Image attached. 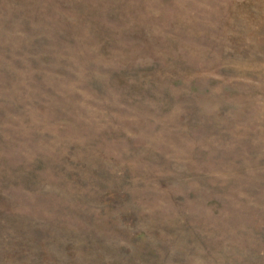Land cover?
I'll list each match as a JSON object with an SVG mask.
<instances>
[{
	"label": "clouds",
	"instance_id": "clouds-1",
	"mask_svg": "<svg viewBox=\"0 0 264 264\" xmlns=\"http://www.w3.org/2000/svg\"><path fill=\"white\" fill-rule=\"evenodd\" d=\"M86 2L94 20L79 15L68 20L52 9L44 13L51 18L43 21L49 29L61 23L68 29L48 56V63L59 67L47 71L59 74H34L39 83L25 78L0 89V144L11 146L0 151V174L11 176L14 160L19 171L44 172L43 191L94 217L109 247L135 256L143 243L162 264L222 261L223 255H213L210 241L220 245L218 253L226 252L233 239L254 226L249 218L264 222V76H247L248 58L264 38V0H226L236 5L230 28L245 49L242 55L232 53L234 73L219 71L197 49L201 67L188 81L187 94L174 96L155 82L132 94L138 99L113 86L110 81L122 74L100 59L101 51L108 57L107 48L115 47L98 48L114 35L108 25H143L132 39L149 48L136 54L121 48L118 57L135 62L138 55L151 56L153 63L139 71L155 72L159 59L153 46L160 45L156 51L162 54L171 39L169 21L188 30L185 10L177 6L179 0H132L138 13L121 25L115 17L106 19V6L127 0ZM203 20L197 16L189 24ZM97 28L103 36L96 35ZM37 40L43 47L49 43ZM223 47L232 51L230 44ZM24 49L13 51L11 59L27 55L39 68ZM109 192H118L119 198L109 200ZM205 203L222 206L223 220L200 214L196 206ZM74 255L79 260L85 252L78 247Z\"/></svg>",
	"mask_w": 264,
	"mask_h": 264
},
{
	"label": "rangeland",
	"instance_id": "rangeland-1",
	"mask_svg": "<svg viewBox=\"0 0 264 264\" xmlns=\"http://www.w3.org/2000/svg\"><path fill=\"white\" fill-rule=\"evenodd\" d=\"M177 6L185 10L183 24L188 26V30L177 21H169V43L162 54L156 51L160 45H154L152 49L153 55L159 59V70L155 72L139 71V68L153 63L151 56L138 55L135 62L118 57V49L121 48L132 50L134 54L149 48V44L132 39L140 33L143 25L138 22L127 27L108 25L114 35L106 37L98 48L104 49L110 44L115 47L107 48L108 57L101 51L100 59L112 63L114 71L122 74L120 79L110 82L130 99H138L132 94L155 82L169 89L174 96L187 94L188 81L201 67L197 49H202L207 63L213 64L219 71L226 74L236 71V57L232 53L242 55L245 49L240 47L239 34L230 28L233 21L229 17L236 7L235 3L226 0H188L186 4L185 0H179ZM91 7L86 0H0V89L18 84L25 78L39 83L35 75L42 72L49 76L58 75L47 71L59 67L48 63V56L57 45L63 43L58 38L68 36V29L65 23L49 29L43 21L51 18L44 13H50L52 9L58 17L68 20L78 15L94 20L90 16ZM209 9H212L210 13ZM136 13L138 6H134L132 0L106 6V19L108 16L115 17L121 25ZM197 16H204V20L193 27L189 22ZM96 35L103 36V29L97 28ZM37 39H46L49 43L43 47ZM227 44L232 47L228 53L223 47ZM23 48L33 55L39 68H33L27 55L22 59H11L13 51ZM182 49H190L191 54ZM248 62L249 79L264 76V38L257 45L255 54L249 56ZM102 79L107 81L109 78L105 76ZM169 80L172 83L169 84ZM43 83L51 86L52 82L45 79ZM192 89L196 90L195 85ZM235 91L239 94L240 89ZM0 151H11V146L0 144ZM9 168L15 170L11 176L0 174V264H103L102 257L110 264H162L156 258L155 250L143 243L137 248L135 256L129 254L127 249L109 247L94 217L58 195L43 191L46 182L44 172L33 175L30 169L19 171L20 164L15 160ZM108 197L114 200L119 198V193L109 192ZM220 198L209 197V200ZM24 208H29L30 214L23 213ZM105 208L107 210V205ZM196 209L209 218L223 220L220 205L205 203L197 205ZM45 211L51 214V218L45 216ZM249 221L254 226L246 228L239 239H233L226 252L221 249L218 253L216 249L220 245L209 242L213 255L224 257L222 261L214 260L213 264H264V222L256 218H249ZM248 232L252 234L251 239ZM78 247L85 252V257L79 260L74 255Z\"/></svg>",
	"mask_w": 264,
	"mask_h": 264
}]
</instances>
